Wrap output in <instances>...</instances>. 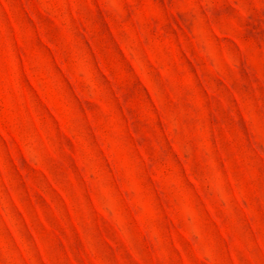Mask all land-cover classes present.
I'll return each mask as SVG.
<instances>
[{
    "label": "rangeland",
    "instance_id": "obj_1",
    "mask_svg": "<svg viewBox=\"0 0 264 264\" xmlns=\"http://www.w3.org/2000/svg\"><path fill=\"white\" fill-rule=\"evenodd\" d=\"M0 264H264V0H0Z\"/></svg>",
    "mask_w": 264,
    "mask_h": 264
}]
</instances>
